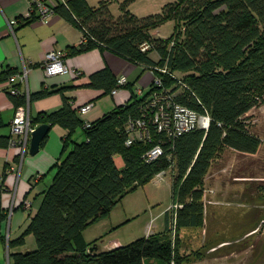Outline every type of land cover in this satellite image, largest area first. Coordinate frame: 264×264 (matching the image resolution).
I'll return each instance as SVG.
<instances>
[{
    "label": "trees",
    "instance_id": "16d2710c",
    "mask_svg": "<svg viewBox=\"0 0 264 264\" xmlns=\"http://www.w3.org/2000/svg\"><path fill=\"white\" fill-rule=\"evenodd\" d=\"M135 1L122 0L119 17L105 0L98 7L88 0H64L53 6L56 14L76 25L87 39L70 47L67 55L107 48L152 69L163 84L153 82L144 96L133 94L128 103L90 125L67 99L61 109L33 117L34 124H49L51 129L60 125L68 134L62 158L50 170L54 178L42 194L38 211L22 235L10 242L11 247L23 246L33 235L37 247L12 253L11 264H188L202 260L200 250H183V231L205 225V184L213 164L227 150L256 154L262 145L261 137L251 129L248 113L264 104V0H177L163 13L143 18L129 9ZM38 18L34 12L25 23ZM170 19L176 21L173 35L154 37L151 31ZM144 44L150 45L146 51ZM153 51L159 60L151 57ZM19 73L10 68L1 73L0 82ZM90 86L105 94L123 87L108 67L92 75ZM155 91H166L175 101L208 113L209 128H195L176 139L152 128L150 142L128 145L129 120L142 116V106ZM48 93L43 90L29 98L11 95L20 106ZM81 127L86 140L79 142L75 135ZM157 142L163 145V155L147 161L146 153ZM117 155L124 159L123 168L116 163ZM170 168L173 202L183 207L167 210L163 232L106 251L99 250L100 239L86 241L87 228Z\"/></svg>",
    "mask_w": 264,
    "mask_h": 264
},
{
    "label": "crops",
    "instance_id": "0c3cea01",
    "mask_svg": "<svg viewBox=\"0 0 264 264\" xmlns=\"http://www.w3.org/2000/svg\"><path fill=\"white\" fill-rule=\"evenodd\" d=\"M62 1L64 0H48V3L57 6ZM33 2L34 0H0V75L10 68L20 73L25 69L27 71L24 81L17 77L13 81L8 79L0 82V264H11V254L14 252L33 250L31 247H34L35 239L32 235L27 237L23 246L11 247L10 242L22 235L38 211L42 194L50 187L54 178V171L50 170L62 158L68 134L66 128L56 125L38 153L33 155L28 151L22 157L19 147L10 146L12 123L18 107L11 89L17 86L24 94L32 96L43 90L49 92L48 95L34 98L25 104L29 106L33 117L61 109L67 99L78 110V115L85 123H93L128 103L133 94L144 96L155 80L152 69L101 47L66 55L65 63L71 69L79 70L80 76L69 73L47 78L42 65L45 55L52 50L68 53L70 47L80 46L83 34L76 25L59 14H54L48 23L37 19L26 24ZM20 18L22 20L12 30L10 22ZM154 35L156 36L155 31ZM107 67L118 79H127V85L119 88L117 93L105 94L104 90L90 86L92 75ZM88 103H93L92 109L85 114L81 113L80 107ZM3 139L7 142L1 143ZM75 139L79 142L86 140L83 127L77 130ZM115 160L119 168L125 166L122 156L117 155ZM28 200L32 201L31 209L24 207ZM11 210L12 214L9 216ZM159 215L165 216L162 212ZM151 232L156 231H148L146 236ZM116 247L117 244L111 242L105 247L99 245V250L106 251ZM212 250L207 253L218 251Z\"/></svg>",
    "mask_w": 264,
    "mask_h": 264
},
{
    "label": "rangeland",
    "instance_id": "374dc122",
    "mask_svg": "<svg viewBox=\"0 0 264 264\" xmlns=\"http://www.w3.org/2000/svg\"><path fill=\"white\" fill-rule=\"evenodd\" d=\"M101 1L104 0H88L93 7H98ZM105 1L110 2L109 8L115 17L122 14V0ZM176 1L136 0L129 9L143 18L163 13L168 4ZM175 26L176 21L170 19L151 33L154 37L167 39L173 35ZM151 57L160 58L156 51ZM248 117L251 129L261 137L262 145L256 154L227 150L213 164L205 184V225L183 231V250L203 253V261L193 262L195 264H264V104L252 109ZM172 187L173 170L170 168L128 194L108 217L87 228L84 232L86 241L100 239L101 246L115 242L119 247L146 236L148 231L163 232L166 212L174 203ZM161 212L165 216L160 217ZM33 241L35 245L31 248L34 249L37 243L36 239ZM211 249L218 251L207 253Z\"/></svg>",
    "mask_w": 264,
    "mask_h": 264
},
{
    "label": "built area",
    "instance_id": "2783aa9c",
    "mask_svg": "<svg viewBox=\"0 0 264 264\" xmlns=\"http://www.w3.org/2000/svg\"><path fill=\"white\" fill-rule=\"evenodd\" d=\"M34 12H38L41 22L48 23L51 17L56 14L53 6L48 3V0H34L31 7V12L28 17H31ZM20 19H16L10 22V26H13L19 22ZM87 41L83 36L82 42ZM150 48V45L144 44L143 50L146 51ZM67 53L61 50L49 51L44 58L43 68L46 77H52L56 75H64L69 73H74L78 76L81 72L77 69H71L65 63V57ZM163 69V72H166ZM20 78L22 81L27 77L26 69L19 74H15L9 77L10 81L15 78ZM127 82L125 77L118 79V85L123 86ZM154 82L161 86L162 80L159 77H155ZM121 88V87H119ZM119 88H116L112 93H117ZM11 93L15 95L24 94L19 87H13ZM29 98V94L27 95ZM93 107V103H88L80 107V112L85 114ZM141 117L136 119L131 118L127 125V140L126 143L131 145L137 141L150 142L153 138L152 128L158 133L164 134L169 139H176L179 136L195 129L204 128L208 129L210 126L211 117L207 114H201L198 111L183 105L173 98L166 91H155L145 102L141 108ZM90 125V123H87ZM37 124L33 123V116L30 113L28 105H20L17 107V112L12 123V137L10 139V146L19 147L21 149L22 157H24L30 146V141L32 133L36 130ZM164 153L163 145L161 142H157L145 155L147 161H153ZM163 174V173H162ZM161 174V175H162ZM3 180V178H1ZM26 209L32 208V201L28 200L24 203ZM183 207L179 203H173L168 210L176 211L177 209ZM12 210L9 211V216H11Z\"/></svg>",
    "mask_w": 264,
    "mask_h": 264
},
{
    "label": "water",
    "instance_id": "95a60500",
    "mask_svg": "<svg viewBox=\"0 0 264 264\" xmlns=\"http://www.w3.org/2000/svg\"><path fill=\"white\" fill-rule=\"evenodd\" d=\"M51 126L49 124H40L37 126L36 130L32 133L29 152L31 154H36L41 148V144L45 137L49 134ZM93 247L91 248V251Z\"/></svg>",
    "mask_w": 264,
    "mask_h": 264
}]
</instances>
